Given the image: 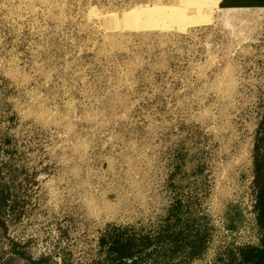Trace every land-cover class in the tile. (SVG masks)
<instances>
[{
  "label": "rangeland",
  "instance_id": "obj_1",
  "mask_svg": "<svg viewBox=\"0 0 264 264\" xmlns=\"http://www.w3.org/2000/svg\"><path fill=\"white\" fill-rule=\"evenodd\" d=\"M223 1L0 0V264L264 244V11Z\"/></svg>",
  "mask_w": 264,
  "mask_h": 264
},
{
  "label": "trees",
  "instance_id": "obj_2",
  "mask_svg": "<svg viewBox=\"0 0 264 264\" xmlns=\"http://www.w3.org/2000/svg\"><path fill=\"white\" fill-rule=\"evenodd\" d=\"M256 166V169L259 170L260 166ZM255 209L257 211L258 224L264 229V186L257 195ZM111 240L109 250L116 254L114 264H140L136 259H133V253L129 245L132 240L131 238L125 240L121 236H118V238L115 237ZM103 242H105V239H103ZM240 256L241 259L238 264H264V244L242 248L240 249Z\"/></svg>",
  "mask_w": 264,
  "mask_h": 264
},
{
  "label": "crops",
  "instance_id": "obj_3",
  "mask_svg": "<svg viewBox=\"0 0 264 264\" xmlns=\"http://www.w3.org/2000/svg\"><path fill=\"white\" fill-rule=\"evenodd\" d=\"M227 9L249 10L254 9L257 13L264 11V0H224ZM261 10V11H260ZM259 11V12H258ZM264 15V12L262 13Z\"/></svg>",
  "mask_w": 264,
  "mask_h": 264
}]
</instances>
